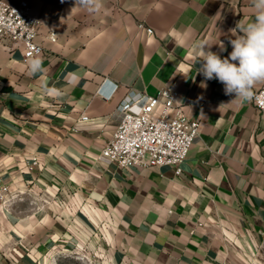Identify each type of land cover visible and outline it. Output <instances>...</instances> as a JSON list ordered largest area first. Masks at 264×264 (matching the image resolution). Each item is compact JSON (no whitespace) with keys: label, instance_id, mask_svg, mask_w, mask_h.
Instances as JSON below:
<instances>
[{"label":"crops","instance_id":"obj_1","mask_svg":"<svg viewBox=\"0 0 264 264\" xmlns=\"http://www.w3.org/2000/svg\"><path fill=\"white\" fill-rule=\"evenodd\" d=\"M25 1L43 70L0 38V177L23 193L0 209V264L73 249L100 264H264V112L198 72L199 45L229 56L251 0ZM164 88L201 124L182 175L102 158L120 102Z\"/></svg>","mask_w":264,"mask_h":264},{"label":"built area","instance_id":"obj_2","mask_svg":"<svg viewBox=\"0 0 264 264\" xmlns=\"http://www.w3.org/2000/svg\"><path fill=\"white\" fill-rule=\"evenodd\" d=\"M38 25L27 1L11 4L0 0V38L22 43L26 61L44 51L37 42ZM55 36V33L51 34L53 42ZM116 91L117 86L104 98L112 99ZM178 97L179 93L170 88L160 90L156 96L129 92L117 107L123 118L103 148L101 157L123 169L172 167L175 176H181L182 166L199 135L201 124L190 119L176 105ZM250 101L264 112V85L253 92ZM82 120L88 121L89 116H83ZM27 164L33 166L37 159L32 158ZM22 194L13 192L11 185L0 177V209L10 210L22 200Z\"/></svg>","mask_w":264,"mask_h":264},{"label":"clouds","instance_id":"obj_3","mask_svg":"<svg viewBox=\"0 0 264 264\" xmlns=\"http://www.w3.org/2000/svg\"><path fill=\"white\" fill-rule=\"evenodd\" d=\"M82 3V0H78ZM98 10L99 0H88ZM255 10L254 20L238 23L242 35L231 41L233 50L227 58L205 51V45H199V70L205 80L217 79L224 85L226 95H235L241 101L250 99L252 88L258 82H264V0H251ZM220 51H226L220 44ZM42 61L33 58L29 62L30 74L42 71Z\"/></svg>","mask_w":264,"mask_h":264},{"label":"rangeland","instance_id":"obj_4","mask_svg":"<svg viewBox=\"0 0 264 264\" xmlns=\"http://www.w3.org/2000/svg\"><path fill=\"white\" fill-rule=\"evenodd\" d=\"M54 264H100L99 259L94 255H88L86 252L73 249L70 252L59 255Z\"/></svg>","mask_w":264,"mask_h":264}]
</instances>
